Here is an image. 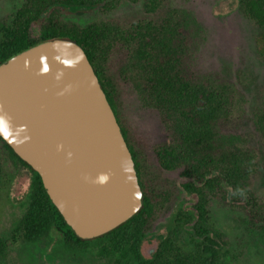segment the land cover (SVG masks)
<instances>
[{
	"label": "trees",
	"instance_id": "trees-1",
	"mask_svg": "<svg viewBox=\"0 0 264 264\" xmlns=\"http://www.w3.org/2000/svg\"><path fill=\"white\" fill-rule=\"evenodd\" d=\"M122 1L141 2L146 14H161L130 24L99 20L84 26L62 17L61 8L66 6L80 10L98 6L108 13ZM167 1L24 0L8 23H0V62L46 39L67 38L82 47L120 127L142 191L141 208L126 221L100 237L81 239L51 202L38 172L0 139L30 177L27 202L14 228L25 242L47 238L64 251L96 245L97 254L114 264H221L223 258L228 260V246L208 211L211 198H217L242 212L264 243V197L254 183L258 151L249 138L229 125L222 127L235 109L236 118L242 113L244 97L233 84L194 70L201 26L190 11L165 8ZM236 4L257 28L255 49L264 59V0ZM121 84L136 94L141 107L157 113L167 139L153 144L151 152L159 171L178 176V186L148 168L140 138L119 114ZM260 104L253 108L251 123L264 138V83ZM2 177L0 161V184ZM177 189L190 199V208L178 206L169 229L149 237L147 232L170 207ZM5 251L6 240L0 237V258Z\"/></svg>",
	"mask_w": 264,
	"mask_h": 264
},
{
	"label": "water",
	"instance_id": "water-1",
	"mask_svg": "<svg viewBox=\"0 0 264 264\" xmlns=\"http://www.w3.org/2000/svg\"><path fill=\"white\" fill-rule=\"evenodd\" d=\"M0 139L38 172L81 239L102 236L142 206L130 151L73 40L46 39L0 62Z\"/></svg>",
	"mask_w": 264,
	"mask_h": 264
},
{
	"label": "rangeland",
	"instance_id": "rangeland-1",
	"mask_svg": "<svg viewBox=\"0 0 264 264\" xmlns=\"http://www.w3.org/2000/svg\"><path fill=\"white\" fill-rule=\"evenodd\" d=\"M24 0H0V23H8L15 10ZM186 9L201 26V37L195 54L193 68L197 73H211L218 79L233 84L243 95L242 113L222 124L229 125L247 138L258 151V167L254 174L256 192L264 197V138L252 126V112L259 107L263 97L264 59L255 49V25L237 8L236 0H168L165 8ZM62 17L71 24L84 26L93 21L105 20L130 24L137 19L154 20L161 11L146 14L141 2L122 1L114 11L103 13L99 7L87 10L70 6L61 8ZM119 114L126 126L141 140L142 154L150 171L170 185H179L175 173L159 171L151 147L167 139L157 113L141 107L136 94L121 84ZM2 182L0 184V237L6 240V251L0 264H114L112 259L100 256L96 245L79 247L74 251L56 248L47 238L25 242L14 228L25 208L30 181L28 171L15 161L0 141ZM263 194V195H262ZM178 206L190 208V199L178 189L170 207L158 218L147 232L149 237L164 234L170 227L172 213ZM210 222L221 238L227 242L228 260L221 264H264V243L256 228H250L245 215L230 208L217 198H211ZM54 236V233H51Z\"/></svg>",
	"mask_w": 264,
	"mask_h": 264
}]
</instances>
